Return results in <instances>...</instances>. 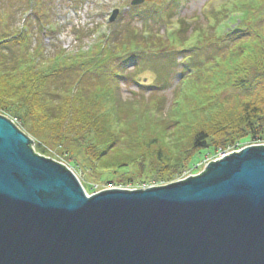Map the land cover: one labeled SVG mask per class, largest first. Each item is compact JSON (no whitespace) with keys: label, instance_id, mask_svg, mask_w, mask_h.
<instances>
[{"label":"trees","instance_id":"16d2710c","mask_svg":"<svg viewBox=\"0 0 264 264\" xmlns=\"http://www.w3.org/2000/svg\"><path fill=\"white\" fill-rule=\"evenodd\" d=\"M183 1L162 0L147 10L130 8L89 49L82 48L87 37L79 31L74 52L57 46L49 55L40 37L47 23L37 12L40 17H28L22 30L11 34L4 26L13 18L0 13V116L17 123L35 142L40 157L48 158L46 145L67 160L78 150L91 176L103 171L126 176L136 166L150 182L166 184L195 171L197 159L208 152L264 141V0H231L201 17L178 18L177 31L168 39L154 32V25L136 26L135 17L147 20L150 12L162 22L170 21ZM44 34L52 41L56 37L52 31ZM148 56L180 61L177 68L166 66L149 86L139 82V65H132ZM129 65L133 68L127 71ZM249 68H254L252 77L247 76ZM175 73L178 82L168 122L155 124L154 116L164 107L159 92L171 86ZM121 79L137 89L129 103L122 101ZM227 88L231 91L222 102L218 93ZM123 124L136 125L142 141L137 154L118 147L128 136ZM68 138L75 148L64 149ZM150 145L155 147L152 159L138 154ZM126 178L115 185L134 181Z\"/></svg>","mask_w":264,"mask_h":264},{"label":"water","instance_id":"95a60500","mask_svg":"<svg viewBox=\"0 0 264 264\" xmlns=\"http://www.w3.org/2000/svg\"><path fill=\"white\" fill-rule=\"evenodd\" d=\"M31 144L0 116V264H264V146L166 186L87 198Z\"/></svg>","mask_w":264,"mask_h":264},{"label":"rangeland","instance_id":"374dc122","mask_svg":"<svg viewBox=\"0 0 264 264\" xmlns=\"http://www.w3.org/2000/svg\"><path fill=\"white\" fill-rule=\"evenodd\" d=\"M44 4H39L40 6L36 7L40 12H37L41 16V21H48L52 23L53 27H57V35L52 40L45 39L43 34L40 35L41 39H44V45L46 46V55H49L53 51V47L60 46V48L64 49L66 52L70 53L75 48H77L78 44L75 39V35L77 32H80L79 36H82L83 33L86 37V32L91 30L93 27H98L99 34H106L108 29L106 27V22L109 20V17L113 11H117L118 14L115 18L116 22H120L122 18V13L127 12L128 5L131 0H43ZM148 3L146 6L148 7L151 3L156 0H145ZM228 0H184L180 7L177 9L176 15L170 19V21L162 22L159 19H156L153 14H148L147 20H142V18L135 17L138 20L136 26L140 28L142 23H147L149 25H154L152 28L154 32L158 33L160 36L166 37V31L171 30L174 31L176 29V19H186L190 20L194 15H198L201 17L204 13H206L210 9H217L219 6H223V4ZM145 4V3H144ZM146 6L145 9H146ZM33 7V0H0V10L9 14L13 19L10 23H7L8 32H17L21 28V23L23 22L25 16L27 15L30 8ZM40 7V8H39ZM147 10V9H146ZM42 12V15H41ZM44 14V17H43ZM46 14V15H45ZM31 18L33 19L38 15L34 12L31 14ZM38 16V17H40ZM127 18V17H125ZM188 22V21H187ZM156 23V24H153ZM147 33V32H146ZM94 38L90 40H84L83 46L88 47L92 45L94 42ZM193 41H191L190 45H192ZM53 45V46H52ZM174 60H153L151 56L148 58L144 57L142 62H134L132 65L135 66L138 71L137 77L139 82H142L144 85H153L157 82V77L161 76L163 72H165L166 66H174L177 68L178 62L180 61V57L173 58ZM126 66V70L130 71L133 66ZM254 68H249L247 76H253ZM176 77L172 78L171 86L162 92H159L160 96L164 99V107L162 108V114L154 116L155 121L153 123L160 124L168 122L167 111L171 108L174 95L173 88L178 82V73H175ZM120 94L122 97V101H126L129 103L134 97L131 95L132 93H137V89L131 83L128 84L124 79H121L119 83ZM231 91V88L223 89L219 91L218 98L220 101L224 102L225 95H227ZM143 95H148L150 90L143 91ZM138 95V93H137ZM184 115V110L181 111ZM1 115V114H0ZM214 115V114H213ZM2 117V116H1ZM4 117V116H3ZM8 120V117H5ZM13 125L16 127V122L11 120ZM197 122V120L195 119ZM11 122V123H12ZM163 125V124H162ZM125 124L122 125L124 128ZM128 136H123V142L118 145L120 150L130 151L132 154L136 153L137 144H141V140L138 141V132L136 129V125L125 126V130H127ZM149 136V135H148ZM150 137V136H149ZM126 138V139H125ZM32 142L33 152L36 155V148H34V141L31 138H28ZM126 140V142L124 141ZM138 141V143H137ZM64 149H73L75 146L71 142V138L67 139V143L63 144ZM251 146H264V141L253 143V145H247L244 148ZM48 149V158L52 162L58 163L67 170H69L74 176L78 179L85 194L90 197L94 194H97L101 191L105 190H125V191H145L147 188L151 187H161L166 186L172 183H176L182 181L190 176H197L201 174L206 166L210 162H215L216 160L222 159L224 156L228 154H232L233 152L239 153L244 148H240L239 150H226V151H217L215 153L208 152L207 154L201 156L197 159L194 167L195 171L183 173L181 177L175 180L172 183H157L150 182L149 176L145 175L143 171L140 172V169L136 166H133L126 176H121L122 173L114 174L113 176L107 175L106 171L102 173H97L91 176L89 173V165L87 161L81 159L80 156H77L78 150L70 152V160L64 159L59 151H55L49 145H46ZM150 149L145 151L144 149H140L138 154H145L148 159H152L155 154V147L150 145ZM63 152V151H62ZM137 154V153H136ZM40 157V155L37 154ZM42 157V156H41ZM43 158V157H42ZM147 159V160H148ZM73 164V165H71ZM70 165V166H69ZM74 166V167H73ZM94 173V172H93ZM131 177L134 178V181L128 184H119L115 185V183H119ZM113 182L114 184H107Z\"/></svg>","mask_w":264,"mask_h":264},{"label":"bare ground","instance_id":"6f19581e","mask_svg":"<svg viewBox=\"0 0 264 264\" xmlns=\"http://www.w3.org/2000/svg\"><path fill=\"white\" fill-rule=\"evenodd\" d=\"M8 120V119H7ZM11 122V121H10ZM13 124V123H12ZM87 198H89L87 195H86Z\"/></svg>","mask_w":264,"mask_h":264}]
</instances>
